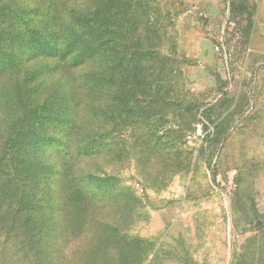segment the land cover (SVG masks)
I'll use <instances>...</instances> for the list:
<instances>
[{"label":"trees","instance_id":"obj_1","mask_svg":"<svg viewBox=\"0 0 264 264\" xmlns=\"http://www.w3.org/2000/svg\"><path fill=\"white\" fill-rule=\"evenodd\" d=\"M112 3L0 0V231L26 264H143L141 201L96 165L129 131L140 160L161 155L155 110L181 70L151 8L115 21Z\"/></svg>","mask_w":264,"mask_h":264},{"label":"rangeland","instance_id":"obj_2","mask_svg":"<svg viewBox=\"0 0 264 264\" xmlns=\"http://www.w3.org/2000/svg\"><path fill=\"white\" fill-rule=\"evenodd\" d=\"M123 2L153 10L182 74L155 110L161 155L140 160L129 131L124 159L96 165L141 201L143 264H264V0H113L115 21ZM10 237L0 264H26Z\"/></svg>","mask_w":264,"mask_h":264},{"label":"built area","instance_id":"obj_3","mask_svg":"<svg viewBox=\"0 0 264 264\" xmlns=\"http://www.w3.org/2000/svg\"><path fill=\"white\" fill-rule=\"evenodd\" d=\"M216 49H218V47ZM137 187H139V185H137Z\"/></svg>","mask_w":264,"mask_h":264}]
</instances>
